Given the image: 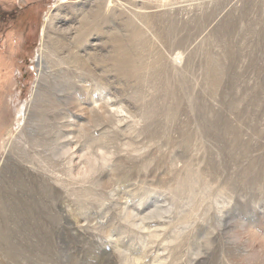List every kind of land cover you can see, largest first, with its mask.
<instances>
[{"label":"rangeland","instance_id":"rangeland-1","mask_svg":"<svg viewBox=\"0 0 264 264\" xmlns=\"http://www.w3.org/2000/svg\"><path fill=\"white\" fill-rule=\"evenodd\" d=\"M0 264H264V0H0Z\"/></svg>","mask_w":264,"mask_h":264},{"label":"bare ground","instance_id":"bare-ground-1","mask_svg":"<svg viewBox=\"0 0 264 264\" xmlns=\"http://www.w3.org/2000/svg\"><path fill=\"white\" fill-rule=\"evenodd\" d=\"M46 18V17H45Z\"/></svg>","mask_w":264,"mask_h":264}]
</instances>
